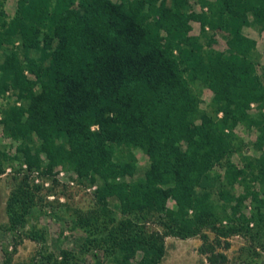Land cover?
<instances>
[{"label":"trees","instance_id":"obj_1","mask_svg":"<svg viewBox=\"0 0 264 264\" xmlns=\"http://www.w3.org/2000/svg\"><path fill=\"white\" fill-rule=\"evenodd\" d=\"M59 4L45 23V7L17 0L6 21L0 0V89L16 102L0 109V124L17 143L14 157L31 170L44 155L47 170L65 164L98 181L120 215L101 205L77 214V222L105 231L101 241L117 264H129L138 250L137 264H158L167 235H198L197 249L210 264H227L232 234L247 237L253 251L264 248V112L257 119L249 113L251 102L264 99V69L255 73L248 56L255 39L242 34L225 57L200 51L190 33L191 21L200 29L264 30V0ZM197 80L210 92L208 108L199 105ZM239 122L255 125L259 153L240 155L237 165L230 154ZM136 149L146 156L140 175ZM9 158L0 147V173ZM32 187L25 174L9 191V227H23ZM25 233L42 238L37 230ZM47 260L62 264L51 254Z\"/></svg>","mask_w":264,"mask_h":264},{"label":"rangeland","instance_id":"obj_2","mask_svg":"<svg viewBox=\"0 0 264 264\" xmlns=\"http://www.w3.org/2000/svg\"><path fill=\"white\" fill-rule=\"evenodd\" d=\"M61 1L34 0L49 12L50 16L45 19V23L50 22V17L61 6L59 4ZM71 1L73 6L79 7V0ZM2 2L5 19L9 21L16 14L17 0H2ZM199 6V3H192V7L196 10ZM248 19L250 20V17ZM36 24L44 26L38 20ZM191 27L190 33L197 37L195 44L200 51L205 49L220 51L225 57L230 56L231 48L242 34L253 37L255 46L248 56L252 61L253 71L261 75L264 69V30L250 24L243 25L240 31L232 27L212 30L204 26L200 29L196 21H191ZM180 46L183 50L189 48L188 45ZM18 54L22 59V51ZM1 55L0 52V57ZM193 86L199 93L200 107L208 108L209 90L198 80ZM15 103L14 95L10 90L0 89V109ZM249 106V113L257 119L260 113L264 112V99L260 105L252 102ZM233 132L236 143L230 154V160L240 165V155L259 153L253 144L255 125L239 122L234 126ZM16 145V141L3 132L0 124V147L10 157L3 161V170L0 173V264H52L47 260L48 254L56 259V263L62 262V264H117L116 257L108 253L105 248L107 243L101 241L105 231H95L91 226H80L77 222V214L86 217L98 212V207L101 205H106L111 210V214L118 217L120 213L116 208L115 200L100 195L97 189L98 181H91L88 176L79 177L65 164H56L47 170L48 163L44 155L40 167L28 170L22 160L14 157L17 153ZM135 155L136 175H140L146 166V156L140 149L135 150ZM25 174L29 183L34 186L32 204L24 216L23 227L11 228L8 225L5 201L9 191ZM238 189L239 186L236 184L235 191L237 192ZM167 203L170 204L171 200ZM100 217L98 220L101 219ZM30 229L41 232L42 238L36 240L27 236L25 231ZM227 239L229 245L224 248L227 264H264V248L256 247L254 251L249 249V239L240 234H232ZM199 243L198 235L183 238L175 235L165 236L164 253L158 264H210L198 251ZM218 249L223 247L219 246ZM64 251L67 252L66 257ZM139 254L140 251H136L129 259V264H137Z\"/></svg>","mask_w":264,"mask_h":264},{"label":"built area","instance_id":"obj_3","mask_svg":"<svg viewBox=\"0 0 264 264\" xmlns=\"http://www.w3.org/2000/svg\"><path fill=\"white\" fill-rule=\"evenodd\" d=\"M250 104H252V102Z\"/></svg>","mask_w":264,"mask_h":264}]
</instances>
